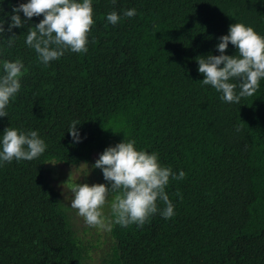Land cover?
<instances>
[{
	"label": "trees",
	"instance_id": "16d2710c",
	"mask_svg": "<svg viewBox=\"0 0 264 264\" xmlns=\"http://www.w3.org/2000/svg\"><path fill=\"white\" fill-rule=\"evenodd\" d=\"M93 159L107 264H264V0H0V264H81L45 164Z\"/></svg>",
	"mask_w": 264,
	"mask_h": 264
},
{
	"label": "rangeland",
	"instance_id": "374dc122",
	"mask_svg": "<svg viewBox=\"0 0 264 264\" xmlns=\"http://www.w3.org/2000/svg\"><path fill=\"white\" fill-rule=\"evenodd\" d=\"M15 67L22 68L19 64ZM45 169L83 245L81 264H107L117 245L112 226L119 197L114 188L125 177L123 168L111 173L100 160L93 159L79 164L50 160Z\"/></svg>",
	"mask_w": 264,
	"mask_h": 264
}]
</instances>
